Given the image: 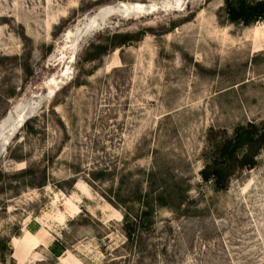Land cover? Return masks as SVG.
Segmentation results:
<instances>
[{"label": "rangeland", "instance_id": "rangeland-1", "mask_svg": "<svg viewBox=\"0 0 264 264\" xmlns=\"http://www.w3.org/2000/svg\"><path fill=\"white\" fill-rule=\"evenodd\" d=\"M227 1L0 0V264H264V149L200 175L264 124V20Z\"/></svg>", "mask_w": 264, "mask_h": 264}, {"label": "trees", "instance_id": "trees-1", "mask_svg": "<svg viewBox=\"0 0 264 264\" xmlns=\"http://www.w3.org/2000/svg\"><path fill=\"white\" fill-rule=\"evenodd\" d=\"M226 12L232 22L249 26L264 20V0L227 1ZM208 142L209 157L200 170V175L205 182H213L218 191H224L237 173L252 169L258 164V158L264 149V124H240L234 128L231 136H227L225 130L212 128L208 134ZM134 231V227L127 222V237L131 238ZM11 256L15 264L13 253Z\"/></svg>", "mask_w": 264, "mask_h": 264}, {"label": "bare ground", "instance_id": "bare-ground-1", "mask_svg": "<svg viewBox=\"0 0 264 264\" xmlns=\"http://www.w3.org/2000/svg\"><path fill=\"white\" fill-rule=\"evenodd\" d=\"M140 4L135 7L134 10L136 12H144L146 10V6L145 5H140ZM122 6H124V5H122ZM123 9H125V8H123ZM120 10H122V8ZM120 10L117 9V8H106V9L99 10V12L97 14H95L92 17H90V19L88 20L89 21L88 25H91L92 29L93 28H97L98 26L102 25V23L107 19V17H109V16H111L113 14H117L118 12H120ZM22 108H23V106H22ZM12 114L13 113L9 114L8 118L4 121V123H3L2 127H1V131H2V133H4V137L3 138L0 137V146H1L2 151H3L4 146L9 142V140L11 138V137L7 136V134H5V133H7V131H9V128L12 126L13 123H15L14 121H16L14 119L13 120L11 119L12 118ZM14 114H15V112H14ZM21 116L24 119L26 118V114L21 113L18 117H21Z\"/></svg>", "mask_w": 264, "mask_h": 264}, {"label": "crops", "instance_id": "crops-1", "mask_svg": "<svg viewBox=\"0 0 264 264\" xmlns=\"http://www.w3.org/2000/svg\"><path fill=\"white\" fill-rule=\"evenodd\" d=\"M16 260H18V258L15 257ZM18 264H19V260H18Z\"/></svg>", "mask_w": 264, "mask_h": 264}]
</instances>
